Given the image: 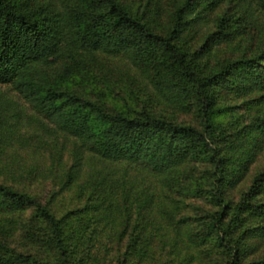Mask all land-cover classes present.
Returning <instances> with one entry per match:
<instances>
[{"label":"trees","instance_id":"16d2710c","mask_svg":"<svg viewBox=\"0 0 264 264\" xmlns=\"http://www.w3.org/2000/svg\"><path fill=\"white\" fill-rule=\"evenodd\" d=\"M0 85V264H264V0H0Z\"/></svg>","mask_w":264,"mask_h":264},{"label":"rangeland","instance_id":"374dc122","mask_svg":"<svg viewBox=\"0 0 264 264\" xmlns=\"http://www.w3.org/2000/svg\"><path fill=\"white\" fill-rule=\"evenodd\" d=\"M0 88L4 91H8V93L10 94L11 97L19 100V98L16 97V93L9 91L7 86L0 85ZM20 101L22 102V100H20ZM43 134H44V132H43ZM43 136H45V141L43 142L41 140L39 145L41 144V146H43V147H39V148L45 149L44 151L46 154H44L43 150L39 149L41 151V153H39L37 155V157L33 158L30 155H27V156H25V158L23 160V158L21 156H16V157L10 156L11 160H7V161L8 162L9 161H15V162H18L17 163L18 165H22V166L26 165L25 171H24V169L22 170V172H24L26 176H27L26 171H29L31 169H36L35 175L33 177L31 176L33 174L30 175L31 177L30 176L29 177L27 176L26 178L22 177V179H23L22 181L24 182V185L30 191H32L34 194H41V195L47 197L52 192V190L54 188V184L56 181H58V179H56V173H50L49 172V169L52 168L51 161L48 160L49 159L48 153H50V152L46 150V143L48 142L47 140H49V137L47 136V134H44ZM61 137H62L61 139H57V140L60 142L59 145L61 144V146L62 145L65 146L64 159H67L68 158V155H67L68 149H69V146L71 143L69 141L65 140L63 138V136H61ZM41 157H43V158H41ZM97 165L99 168H101L103 166V165H99V164H97ZM258 165L259 166L261 165L262 167L264 166V154L260 157ZM46 169H48V170H46ZM101 169L105 170V172H108V169H105V168H101ZM43 170H46V172H47L44 175H43ZM44 194H46V195H44ZM61 199L62 200H61V203L59 205H60V208L62 209V208H66L67 205L71 203L70 200L72 198L70 197V195L68 193H66L65 196L61 197ZM85 200L82 202H85ZM194 210L195 209L192 207L191 212L192 211L195 212ZM171 236H174V232H171ZM194 253H195V255H193V256L191 255V258L188 259V260H190V262L185 261L184 264H189V263L190 264H212V261H211L212 258H207L203 254L199 255L198 251H196V250H194ZM184 254H185V252H183L181 257H177L176 261L173 264H178V262L181 261V259L184 257Z\"/></svg>","mask_w":264,"mask_h":264}]
</instances>
